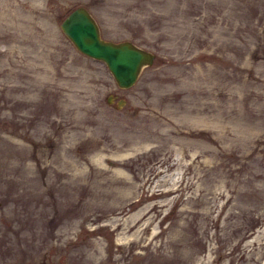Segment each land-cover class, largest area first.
Masks as SVG:
<instances>
[{"label": "rangeland", "instance_id": "obj_1", "mask_svg": "<svg viewBox=\"0 0 264 264\" xmlns=\"http://www.w3.org/2000/svg\"><path fill=\"white\" fill-rule=\"evenodd\" d=\"M77 4L154 53L131 85L60 29ZM25 263L264 264V0H0V264Z\"/></svg>", "mask_w": 264, "mask_h": 264}, {"label": "water", "instance_id": "obj_2", "mask_svg": "<svg viewBox=\"0 0 264 264\" xmlns=\"http://www.w3.org/2000/svg\"><path fill=\"white\" fill-rule=\"evenodd\" d=\"M59 27L73 45L82 53L101 59L111 72L117 85H131L142 64L150 63L154 53L130 39L104 38L89 9L83 4L70 8L60 19ZM110 94L108 95L109 99ZM124 101L116 100L117 105ZM31 264V263H25Z\"/></svg>", "mask_w": 264, "mask_h": 264}]
</instances>
